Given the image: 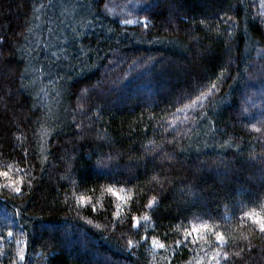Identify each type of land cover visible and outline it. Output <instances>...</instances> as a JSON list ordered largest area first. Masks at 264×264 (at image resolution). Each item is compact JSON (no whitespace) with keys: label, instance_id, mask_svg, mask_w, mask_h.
I'll use <instances>...</instances> for the list:
<instances>
[{"label":"trees","instance_id":"16d2710c","mask_svg":"<svg viewBox=\"0 0 264 264\" xmlns=\"http://www.w3.org/2000/svg\"><path fill=\"white\" fill-rule=\"evenodd\" d=\"M51 1L0 0V264H264V1L85 0L58 129L23 58Z\"/></svg>","mask_w":264,"mask_h":264},{"label":"rangeland","instance_id":"374dc122","mask_svg":"<svg viewBox=\"0 0 264 264\" xmlns=\"http://www.w3.org/2000/svg\"><path fill=\"white\" fill-rule=\"evenodd\" d=\"M39 9H35L25 42L24 75L29 78L27 90L34 106L58 129L66 122L65 86L79 65L73 63L76 54L71 44L90 29L93 13L85 0H53ZM81 55L84 58V52Z\"/></svg>","mask_w":264,"mask_h":264},{"label":"snow or ice","instance_id":"6c2138e0","mask_svg":"<svg viewBox=\"0 0 264 264\" xmlns=\"http://www.w3.org/2000/svg\"><path fill=\"white\" fill-rule=\"evenodd\" d=\"M213 87H215V85H213ZM262 230H264V226H262ZM129 243H131V242H129Z\"/></svg>","mask_w":264,"mask_h":264}]
</instances>
